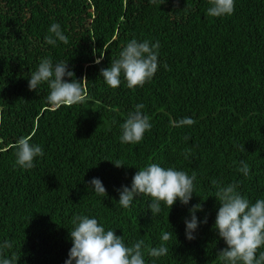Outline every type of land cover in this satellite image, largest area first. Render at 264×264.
I'll use <instances>...</instances> for the list:
<instances>
[{
	"label": "trees",
	"instance_id": "trees-1",
	"mask_svg": "<svg viewBox=\"0 0 264 264\" xmlns=\"http://www.w3.org/2000/svg\"><path fill=\"white\" fill-rule=\"evenodd\" d=\"M207 7V0H0V241H14L18 264H64L67 228L81 213L126 241L144 235L149 246L172 227L169 254L157 264H221L217 252L226 245L212 228L210 179L239 182L253 199L264 195V0H235L225 17L207 16ZM53 22L67 45L44 43ZM133 38L160 42L159 69L143 87L129 89L122 80L110 88L99 70ZM42 56L69 61L83 81L80 103L53 109L46 85L29 90L27 76ZM137 103L153 127L139 144H121L119 124ZM185 116L195 124L173 125ZM20 136L45 152L30 170L15 165ZM117 159L128 166L115 167ZM241 160L250 166L247 178L237 171ZM152 162L195 170L196 194L206 200L197 215L208 217L196 239L185 238L183 222L188 207L201 202L195 194L189 206L177 202L154 222L147 197L129 210L114 201L116 189ZM93 177L108 197L88 191Z\"/></svg>",
	"mask_w": 264,
	"mask_h": 264
},
{
	"label": "clouds",
	"instance_id": "clouds-1",
	"mask_svg": "<svg viewBox=\"0 0 264 264\" xmlns=\"http://www.w3.org/2000/svg\"><path fill=\"white\" fill-rule=\"evenodd\" d=\"M207 3L206 15L209 17H225L234 12L235 0H207ZM44 43L52 47L69 43L60 23L50 24ZM160 47L158 40L133 38L121 47L117 58L111 59L107 67L100 68L99 77L110 88H118L122 80L129 89L143 87L159 69ZM102 60L103 55L100 54L94 62L100 64ZM163 67L167 68V64L164 63ZM27 81L30 91L38 92L41 85L47 86L46 103L53 109L80 103L84 99L83 81L76 78L69 61H54L51 56H42L36 68L29 71ZM144 108L143 103L135 104L119 124L121 144H139L145 133L151 131L153 125ZM194 124V119L187 116L173 121L175 127ZM189 139L184 137L185 141ZM12 147L15 165L24 170L34 168L37 158L45 156L42 145L32 142L30 136H20ZM111 162L117 168L128 166L119 159ZM137 169L130 185L124 184L116 189L119 199L114 201L122 209L129 210L139 198L147 197L146 212L151 213L154 222L165 208L171 211L177 202L187 207L194 194L199 196L194 184L197 180L195 170L189 174L156 162ZM237 171L245 178L251 173L245 160L239 162ZM87 184L88 191L108 197L99 177H93ZM210 185L214 190L211 197H215L217 202L212 228L226 245L217 252L221 264H264V195L250 198L241 191L239 182H226L216 177L210 179ZM204 201L201 197V202L188 207V215L183 218L185 238L189 241L196 239L201 224L208 223L207 216L201 219L197 215L204 211ZM71 223L72 227L67 228L71 247L64 264H149L145 253L151 258L150 264H157L160 258L169 254L166 242L174 232L171 227L170 231L159 236V244L149 246L144 235L126 241L124 235H117V229L106 227L96 215L77 214ZM13 249V240L0 241V264H18L20 256Z\"/></svg>",
	"mask_w": 264,
	"mask_h": 264
}]
</instances>
